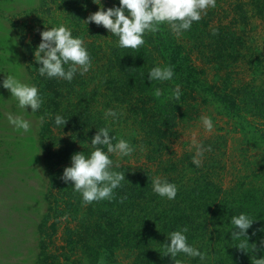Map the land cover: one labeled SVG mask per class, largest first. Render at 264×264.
Segmentation results:
<instances>
[{"label":"trees","instance_id":"obj_1","mask_svg":"<svg viewBox=\"0 0 264 264\" xmlns=\"http://www.w3.org/2000/svg\"><path fill=\"white\" fill-rule=\"evenodd\" d=\"M223 1L216 0L214 8L179 36L161 25L136 50L119 48L118 38L108 30L83 21L100 8L93 0H41L37 8L18 13L26 18L13 21L16 43L43 99L35 114L43 117L37 149L47 174L33 168L32 178L41 185L45 214L35 226L40 239L34 264H121L124 253L129 264H174L164 244L170 243L167 234L183 227L188 228V243L205 258L181 253L175 259L182 264H254L264 258V83L257 82L264 57L251 43L249 29L251 15L264 20V0H234L230 10ZM101 4L106 10L119 6V0ZM61 24L84 40L91 57L90 70L78 72L71 82L41 77L35 61L40 33ZM3 50L0 46V54ZM154 66H171L172 80L150 81ZM241 74L253 75L251 81ZM177 85L179 99L173 95ZM157 88L160 96L155 95ZM109 108L118 115L105 120ZM209 109L220 120L213 119L209 136L202 135L197 143L205 149L197 167L194 144L181 153L175 146L182 130ZM57 114L68 120L64 128L55 125ZM222 120L226 126L220 125ZM104 126L135 150L127 157L110 154L113 169L125 173L113 197L84 204L72 183L61 177L71 156L87 153L97 128ZM129 127L133 133L127 139ZM243 133L251 139L235 155L230 141L233 134ZM248 148L257 149L253 155L258 157L247 155ZM7 152L0 151L4 163L12 157ZM39 159L32 154L31 164ZM157 176L177 185L174 200L152 191ZM240 213L253 224L247 237L232 239L230 220Z\"/></svg>","mask_w":264,"mask_h":264},{"label":"clouds","instance_id":"obj_2","mask_svg":"<svg viewBox=\"0 0 264 264\" xmlns=\"http://www.w3.org/2000/svg\"><path fill=\"white\" fill-rule=\"evenodd\" d=\"M100 5L98 11L91 13L86 20L102 26L108 32L118 38L117 46L121 49L136 50L145 43L147 33H155L161 25H167L177 36L191 29L193 22L201 20L207 10L215 7L216 0H119V6L109 7L105 10L101 0H93ZM215 29L213 34H215ZM42 41L35 51V61L41 65L38 67L39 75L49 79L59 78L71 82L76 74L88 72L92 66L91 57L85 42L67 26L61 24L52 26L40 33ZM0 73H6L0 71ZM2 81V87L11 93V99L15 101V107L25 115L7 113V121L15 130L24 133L33 131L30 119L25 118L29 114L37 113L43 104V99L35 84L26 83L12 72L6 73ZM174 70L171 66H154L149 70L150 81H171ZM156 96L161 95V89L157 88ZM174 98L182 95L179 85L173 91ZM117 112L111 108L104 111V119H115ZM201 122L207 131H212L211 117L202 116ZM43 121V117H40ZM64 116L57 114L54 123L57 127L67 123ZM98 131L91 139L90 150L86 153L79 152L71 156V165L64 168L61 179L65 183H72V188L80 193L84 204L95 201L111 199L114 190L125 180V173L113 169V160L110 154L127 157L135 150L128 140L111 135L108 126L97 128ZM115 141V143L113 142ZM106 148V150H105ZM195 155L192 162L197 167L201 164L205 149L201 144H195ZM210 150V148L208 149ZM118 166V165H117ZM152 191L162 198L174 200L178 188L175 183L162 179L159 176L152 180ZM233 230L232 239L247 237L246 233L253 224V220L245 213L233 215L230 220ZM187 227L175 230L168 235L170 243H165L166 254H171L174 264H182L175 259L178 254L187 257L204 260V253L199 248L188 243ZM244 249L245 245L240 244ZM254 264H264V258L255 259Z\"/></svg>","mask_w":264,"mask_h":264},{"label":"rangeland","instance_id":"obj_3","mask_svg":"<svg viewBox=\"0 0 264 264\" xmlns=\"http://www.w3.org/2000/svg\"><path fill=\"white\" fill-rule=\"evenodd\" d=\"M40 1L9 0L0 4V6L2 5L0 8V46L4 49V52L0 54V71L6 73L10 71L24 82L31 84L33 82L27 69L28 61L24 59L23 50L16 43L18 41V37L16 38L15 36L17 29L13 27V21H23L26 16L24 19L23 17L20 18V14L18 13L23 8H37ZM242 1L247 2L249 0ZM233 4L234 0H224L222 6L230 10L233 9ZM229 16L228 21L231 20V15ZM251 17L249 22L251 43L264 57V20L254 15H251ZM6 55L18 59L19 62H9L10 58L6 57ZM5 58H8V60ZM6 73H0V151L4 150L5 155L9 151L12 157L4 163V156H0V264H17L18 262L20 264H34L39 254L40 239V234H36L35 232V226L40 217L45 214L44 198L41 196V185L37 184L32 178L33 168L39 174L44 175V177L47 174L42 164V154L37 149L39 147L42 121L36 114H31L29 106L27 108L29 114L25 118L30 119L32 123L33 131L30 134H21V132L15 130L8 123L6 118L8 112H12L14 115L25 114L19 112L15 107V101L11 99L10 91L2 87V81L6 78ZM244 74H241L242 79L251 81L253 75L250 77L249 74ZM257 76H259L258 84L264 83V71L260 75L257 74ZM202 116H209L212 120H220L219 115L211 109L202 114ZM248 119L252 124L253 121L257 122L251 118ZM219 123L226 126L225 120ZM125 131L124 134L128 139L133 130L129 127ZM209 134V131L205 130L200 119L198 122L192 123V125H188L187 128L182 130L181 143L178 142L175 149L178 153L184 152L193 144L199 143L201 137L209 136ZM247 139H251V136L249 137L248 134H233L230 141L231 152L233 150L235 151V155H238V149ZM256 150L248 148L247 155L250 153L253 155ZM32 154H34V157L37 155L40 158L35 165H32L30 161ZM253 156L258 157L256 154ZM5 164H7V167H4ZM119 261L121 264H129L130 258L124 253L119 256Z\"/></svg>","mask_w":264,"mask_h":264}]
</instances>
